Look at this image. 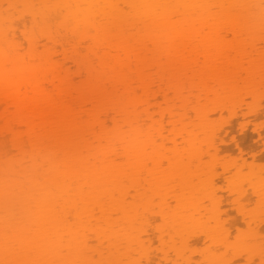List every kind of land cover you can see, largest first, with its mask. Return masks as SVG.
I'll list each match as a JSON object with an SVG mask.
<instances>
[{"label": "bare ground", "instance_id": "1", "mask_svg": "<svg viewBox=\"0 0 264 264\" xmlns=\"http://www.w3.org/2000/svg\"><path fill=\"white\" fill-rule=\"evenodd\" d=\"M263 110L264 0H0V264H264Z\"/></svg>", "mask_w": 264, "mask_h": 264}, {"label": "rangeland", "instance_id": "2", "mask_svg": "<svg viewBox=\"0 0 264 264\" xmlns=\"http://www.w3.org/2000/svg\"><path fill=\"white\" fill-rule=\"evenodd\" d=\"M234 105H235V106H238V107H236L234 110H236L237 108H239V107L241 106L240 104H239V105H237V104H233V106H234ZM233 108H234V107H233ZM227 109H228V108H227ZM239 109H240V108H239ZM239 109H238V111H239ZM224 111H226V110L224 109ZM227 111L230 112V110H227ZM227 111H226V113H227ZM227 114H228L227 116H229V113H227ZM230 114H231V113H230ZM261 114H262V115H261V119L258 120V122H259V123H258V125H259L258 127H261V129H263V128H264V110H263V113H261ZM256 122H257V121H256ZM234 124H235V123H234ZM246 124H247V123H246ZM248 124H249V125H245V126L247 127V131H245L246 129H245V127H244V132L246 133V135H245V137H244L243 139H241V136L239 135L240 133L243 132V130H241L240 126L238 125V126H239L238 128H240V130L237 129V126H236V125L234 126L236 130H235L234 128H232L231 132H234V134L232 133V136H231V134H230L231 139H229V140H231V142H232V138L236 135V133H238L237 136L241 139V141L243 140V141H242V146L244 147V148H243L244 150H243V152H241V151L238 150V151L240 152V154H239V152L235 153V151H234V150H237L236 147H234L235 149H233V147H232L233 150H231V153H233V154H237L236 156L233 155V158L235 157L234 159H236V157L239 156V155L241 156V153H242V154H243L242 157L245 158L246 163L249 162V161L251 160V161H254V163H255V162L258 163V166H259V164H260V165L263 164L262 166H264V139H263V140H259V139H258V138H259L258 135L256 134V135H257V137H256V136H255V133H253V129H254L253 126H254V125L257 126L256 123L251 122V124H250V122H249ZM253 124H254V125H253ZM252 125H253V126H252ZM248 127H249V128H248ZM226 128H227V127H226ZM227 130H228V131H226V132H227V135H228V134H229V128H228ZM234 130H235V131H234ZM263 130H264V129H263ZM239 131H240V133H239ZM233 135H234V136H233ZM228 137H229V136H228ZM244 140H245V142H244ZM261 141H262L263 143H262ZM244 144H245V146H244ZM245 147H246V148H245ZM247 147H248V148H247ZM229 150H230V149H229ZM244 152H245V153H244ZM238 154H239V155H238ZM223 155H225V154H223ZM256 155H257L258 157H255ZM254 157H255V158H254ZM238 158H239V157H238ZM238 158H237L236 160H238ZM259 158H260V159H259ZM256 159H258V162L256 161ZM259 160H260V161H259ZM261 160H262L263 163L261 162ZM251 161H250V162H251ZM250 162H249V163H250ZM252 163H253V162H252ZM247 164H248V163H247ZM250 165H252V164H250ZM255 165H256V164H255ZM219 168H220V169H217L218 171L222 169L221 167H219ZM245 171L248 172L247 169H245ZM222 172H223V169H222ZM222 172L219 171V173H222ZM246 172H245V173H246ZM228 175H229V174H228ZM232 175H233V174H232ZM232 175H231V176H232ZM224 176H225V175H224ZM224 176H223V177H224ZM231 176H230V177H231ZM225 177L227 178V177H229V176H227V174H226ZM232 177H233V176H232ZM226 178H223V179H226ZM229 179H230V180H229ZM231 179H232V178H228V179H226V181H228V182H229V181L232 182ZM234 180H235V178H234ZM234 180H233V182H234ZM218 181H220V183H219ZM218 181H217V187L220 186V188L218 187L219 195H221V196L223 195L222 198H224V196H225V198H224L225 200H226V197H227V200H226V201H225L224 199H222V200H224V201L227 203L229 197H231L232 194L230 193L231 195L228 196L226 193L229 192V191H232V189H230V188H232L233 184H232V183H229L228 185L232 184V186L230 185V186H229L230 188H228V187H227L228 185L225 186V185H226V181H225V180L223 181V180H221V178H220V180H218ZM221 182H222V183H221ZM228 182H227V183H228ZM218 183L221 184L222 186L219 185ZM223 186H225L226 188L223 187ZM221 188H222V189H221ZM229 189H230V190H229ZM220 190H221V191H220ZM225 190H226V191H225ZM228 190H229V191H228ZM251 191H252V190H251ZM219 195H218V196H219ZM226 195H227V196H226ZM253 195H254V194H253ZM253 195H252V196H253ZM232 196H233V195H232ZM252 196H251V197H252ZM254 196H255V195H254ZM219 197H220V196H219ZM231 199H233V197H232ZM252 200H253L254 203H255V202H259L260 199H258V198L256 199L255 197H252ZM229 201L231 202L232 200H229ZM260 201H261V200H260ZM225 202H223V204H225V206L222 204V205L224 206L223 209L225 208L226 211H227V209L229 210L230 208H231V209H234V207H233L232 205H230L231 207L229 206V204H231L230 202H229L227 205H226ZM248 202H249V201H248ZM248 202H247V203H248ZM250 202H251V201H250ZM250 202H249V204H250ZM251 203H252V202H251ZM254 203H253V204H254ZM253 204H252V205L250 204V205L253 206ZM256 204H257V203H256ZM250 205H249V206H250ZM254 205H255V204H254ZM228 206H229V207H228ZM257 206H258V205H257ZM257 206H256V207H257ZM256 207L254 206V208H256ZM226 208H227V209H226ZM235 208L237 209V207H235ZM231 209H230V213H229V211H228V216H229L228 219H229V221L231 222V225H232V226H231V225H229V226L232 227V230H231V231H233V233H232V235H233V234H234V229H233V228H235V231H236V229L244 228V227H246L248 224H247V223H243V222L241 221V220H243V219H242V216L238 217V213L235 212V210H231ZM252 209H253V208H252ZM256 209H257V208H256ZM234 212H235V213H234ZM236 213H237V214H236ZM239 214H240V213H239ZM158 221H159V220H158ZM243 221H244V220H243ZM155 222H156V221H155ZM159 222H160V221H159ZM159 222H157L158 225L161 223V222H160V223H159ZM151 223H152V222H151ZM157 223H154V222H153V227H152V228H154L155 226H158ZM154 224H155V225H154ZM244 224H246V226H245ZM247 227H248V226H247ZM152 228H151V229H152ZM247 229H248V228H247ZM247 229L244 228L245 231H247ZM152 230H155V229H152ZM241 230H243V229H241ZM155 231H156V230H155ZM155 231H154V234L151 233L152 231H149V233H150V237H152V238H151V239H152L151 241H154L153 243L156 245V243L158 244L157 241L160 240L161 238H160V236L156 237V235H159V234L157 233V231H156V233H155ZM237 231H238V230H237ZM237 231H236V232H237ZM155 234H156V235H155ZM154 235H155L156 238L154 237ZM235 235H236V234L233 235V238H235ZM202 237H203V236H202ZM159 238H160V239H159ZM233 238H232V239H233ZM148 239H150L149 236H148ZM155 239H156V240H155ZM201 239H202V238H201ZM203 239L205 240L206 238L203 237ZM165 240H168V238L166 237ZM204 240H203L202 243H204ZM233 240H234V239H233ZM200 241H201V240H200ZM200 241H199V240L196 241V239H194L193 243H196V242H199V243H200ZM205 241H206V240H205ZM155 242H156V243H155ZM159 243H160V245L163 244V243H161V241H160ZM202 243L200 244V246L202 245ZM154 244H153V245H154ZM197 244H198V243H197ZM168 245H169V244H168ZM168 245H167V246H168ZM205 245H206V242H205ZM153 247H154L155 249H156V248H161V247H159V245H156V247H155V246H153ZM168 247H169V246H168ZM198 247H199V245H198ZM201 247H203L202 249L204 250V248H205L204 244H203ZM202 249H200V250H202ZM197 258H198V257H197ZM197 258H196V259H197ZM197 260H198V259H197ZM245 262H246V261H244V263H245Z\"/></svg>", "mask_w": 264, "mask_h": 264}]
</instances>
